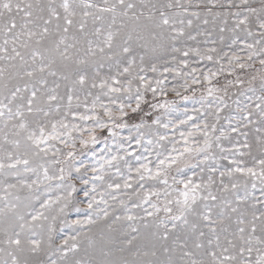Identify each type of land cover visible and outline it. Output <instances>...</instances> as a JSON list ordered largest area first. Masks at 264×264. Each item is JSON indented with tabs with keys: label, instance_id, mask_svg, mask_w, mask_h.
<instances>
[{
	"label": "snow or ice",
	"instance_id": "1",
	"mask_svg": "<svg viewBox=\"0 0 264 264\" xmlns=\"http://www.w3.org/2000/svg\"><path fill=\"white\" fill-rule=\"evenodd\" d=\"M0 264H264V0H0Z\"/></svg>",
	"mask_w": 264,
	"mask_h": 264
},
{
	"label": "rangeland",
	"instance_id": "2",
	"mask_svg": "<svg viewBox=\"0 0 264 264\" xmlns=\"http://www.w3.org/2000/svg\"><path fill=\"white\" fill-rule=\"evenodd\" d=\"M198 67L205 68V67H211V65L210 64L209 65H205V64L202 63V64L198 65ZM149 75H151V73H149ZM221 79H223V77H221ZM169 81L170 82H173V83H180V82H182V81H179V79H177L176 81H172V77L171 76H169ZM186 94H189L190 95V93H186ZM196 96H197V98L199 97V91L196 93ZM169 98H173L171 94H170ZM179 104H180V109L181 110L184 107H187V108L191 109L194 106V102L193 101H188L187 103H185L183 101H180ZM195 106H198V105H195ZM177 115H179V113H174L173 116H172V118H175ZM122 134L123 135H128V131L127 130H124L122 132ZM101 140H103V137H101ZM102 147H103V143L99 144L97 146V151H99V148H102ZM133 147H135V145H133ZM85 158L88 159L89 157H85ZM69 218L70 219H74L75 218V213L70 214V217ZM65 232L66 233H70L71 232V229L66 227L65 228Z\"/></svg>",
	"mask_w": 264,
	"mask_h": 264
}]
</instances>
